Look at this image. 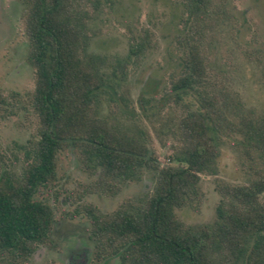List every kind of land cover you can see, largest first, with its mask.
Masks as SVG:
<instances>
[{
    "label": "trees",
    "instance_id": "16d2710c",
    "mask_svg": "<svg viewBox=\"0 0 264 264\" xmlns=\"http://www.w3.org/2000/svg\"><path fill=\"white\" fill-rule=\"evenodd\" d=\"M25 6L28 60L34 69L32 108L36 134L19 166L0 172V264H28L50 241L55 213L37 195L57 180L59 152L77 150L82 168L96 175L87 192L116 194L124 182L155 171L151 191L103 213L83 206L98 261L122 264H264V110L246 112L237 95L212 75L202 39L213 0H182L186 39L177 70L162 95L176 113L169 124L177 139L163 166L141 114L160 108L155 95L130 97L127 68L146 50L130 44L127 57L108 63L90 52L79 0H19ZM155 112V111H154ZM153 112V113H154ZM228 129V130H227ZM236 132L250 157L245 184L218 182L220 200L212 223L187 225L176 209L201 202V175L218 174L224 133Z\"/></svg>",
    "mask_w": 264,
    "mask_h": 264
},
{
    "label": "rangeland",
    "instance_id": "374dc122",
    "mask_svg": "<svg viewBox=\"0 0 264 264\" xmlns=\"http://www.w3.org/2000/svg\"><path fill=\"white\" fill-rule=\"evenodd\" d=\"M86 23L88 49L101 54L108 63L127 57L133 42H144L142 56L126 68L125 93L136 101L141 94L155 95L160 108L141 114L160 164L169 165L172 146L177 144L169 124L180 115L162 98L182 55L186 39L187 12L182 0H79ZM208 24L198 29L209 68L221 86L234 92L246 112L264 110V0H213ZM25 6L19 0H0V172L20 165L27 141L38 129L31 97L34 69L28 60L30 42L25 30ZM155 111V112H154ZM154 112V113H153ZM228 130V129H227ZM236 132L224 133L217 160L218 174H202L201 202L176 209L187 225L212 223L220 200L218 182L245 184L249 166L255 161L242 148ZM96 175L82 168L77 150L66 146L58 154L57 180L42 189L37 198L49 203L55 213L50 241L39 245L28 264H122L119 256L94 258L95 241L83 206L91 203L110 213L129 201L149 193L155 171L144 169L138 181L124 182L111 195L87 192ZM82 253L79 263L71 255Z\"/></svg>",
    "mask_w": 264,
    "mask_h": 264
},
{
    "label": "flooded vegetation",
    "instance_id": "af4514ba",
    "mask_svg": "<svg viewBox=\"0 0 264 264\" xmlns=\"http://www.w3.org/2000/svg\"><path fill=\"white\" fill-rule=\"evenodd\" d=\"M82 256V253L79 254L78 252H75L71 255L70 259L74 260V263H79L78 261L80 260V257Z\"/></svg>",
    "mask_w": 264,
    "mask_h": 264
}]
</instances>
